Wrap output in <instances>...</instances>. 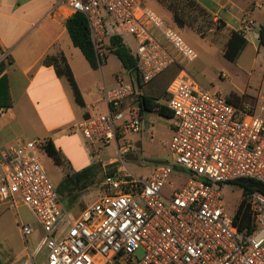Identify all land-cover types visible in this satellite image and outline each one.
<instances>
[{"label":"built area","instance_id":"built-area-1","mask_svg":"<svg viewBox=\"0 0 264 264\" xmlns=\"http://www.w3.org/2000/svg\"><path fill=\"white\" fill-rule=\"evenodd\" d=\"M55 5L67 7L71 16H86L101 63L112 38L135 42L134 50L126 46L135 67L102 88L108 111L87 116L73 129L92 145L116 143L121 156L133 152L128 137L152 132L140 114L144 87L176 68L163 103L173 116L174 136L169 158L149 174H134L124 161L111 164L99 185L101 195L77 215L42 162L47 141L6 148L0 205L16 209L22 202L44 234L32 252L28 239L35 229L19 220L29 251L19 264H264V192L247 197L255 223L247 233L224 209L221 190L243 179L264 186V92L237 106L201 86L189 69L198 54L145 0H55ZM254 26L248 19L239 33L251 38ZM172 176L180 186L171 183ZM168 186L170 196L164 194Z\"/></svg>","mask_w":264,"mask_h":264},{"label":"crops","instance_id":"crops-1","mask_svg":"<svg viewBox=\"0 0 264 264\" xmlns=\"http://www.w3.org/2000/svg\"><path fill=\"white\" fill-rule=\"evenodd\" d=\"M195 1L214 15L215 21H223L233 31L240 32L244 21L252 19L255 26L246 49L251 46L255 51L264 50L259 43L264 0ZM70 17L69 9L56 6L55 0H0V63L6 58L10 62L6 74L14 102L12 108L0 109V159L6 148L34 140H51L59 150V144L72 138V127L91 114L108 111L102 88L114 86L121 73L110 76L103 65L101 74L92 69L72 42L66 27ZM50 56L65 58L85 106L77 102L68 78L58 76L53 66L45 65ZM258 88L237 94L256 101L264 92V80ZM113 163L117 160L107 167Z\"/></svg>","mask_w":264,"mask_h":264},{"label":"rangeland","instance_id":"rangeland-1","mask_svg":"<svg viewBox=\"0 0 264 264\" xmlns=\"http://www.w3.org/2000/svg\"><path fill=\"white\" fill-rule=\"evenodd\" d=\"M145 2L147 7L161 16L169 26L178 30L196 51L198 59L189 69L201 86L221 92L224 96L245 92L253 87L259 89V85L264 80V50L255 51L249 46L237 61H230L223 55V43L226 41L224 33L210 31L209 36L203 38L190 27L178 29L174 25L172 13L164 4L158 0H145ZM123 41L127 47L135 49V42L132 38L124 37ZM111 48L107 47L106 61L108 63H104L103 68L110 76H114L117 72L123 74V65L119 58L111 52ZM100 68L98 70L101 74ZM177 74L176 68L165 72L146 85L143 94L149 97L155 96L154 98L160 99L161 102L165 98L168 85ZM97 78L99 83H102L101 75L98 74ZM143 115L144 122L151 125L152 132L149 133L144 129L141 133L128 137V142L133 145V152L128 155L121 156L116 143L105 146L97 142L92 145L78 129H73V127L70 133L73 134L72 138L65 139L64 144H59L61 147L59 150H64L63 153L61 152L64 159L63 166H58L46 152L41 154L45 169L57 190L67 175H74L92 167V178L87 181L89 185L79 192V200L71 208L76 215L101 195L99 185L105 177V169L109 163L115 160L120 163L124 161L134 174L146 175L151 173L155 166L169 158V149L174 136V119L161 116L156 111L145 112ZM116 166H120L119 163ZM113 168L109 166L106 171L109 172ZM184 177V179H189V172L186 171ZM171 183L180 186L176 176H172ZM221 190L224 209L234 216L243 199V191L233 184H223ZM172 191L173 189L168 186L164 189V194L170 196ZM19 220L24 224L32 225L35 229L28 239L32 252H37L43 239L42 228L25 204L21 202L16 209L0 205V264H19L29 254L26 242L20 233Z\"/></svg>","mask_w":264,"mask_h":264},{"label":"trees","instance_id":"trees-1","mask_svg":"<svg viewBox=\"0 0 264 264\" xmlns=\"http://www.w3.org/2000/svg\"><path fill=\"white\" fill-rule=\"evenodd\" d=\"M164 4L173 15V22L178 29H184L190 27L199 33L203 38L209 36L210 31L224 33L226 41L223 43V55L230 61H237L242 53L245 51L249 42L244 36L237 32L230 30L227 25L221 21H215L214 15L208 12L202 5L195 0H158ZM66 27L72 39L75 47L79 48L84 54L85 58L89 62L90 66L94 70H98L101 63L98 60L96 50L94 48L91 32L88 20L84 14L77 13L72 15L66 21ZM259 43L264 49V25L261 26L259 31ZM110 50L121 61L125 70H131L135 67L136 62L122 39L112 38L110 40ZM10 62L7 58L0 63V109H10L13 107L14 102L10 93L9 80L6 74V70L9 67ZM46 66H53L58 76H65L70 82L76 100L81 106H85L82 98V93L78 87L76 79L69 65L66 64L64 57H47L45 60ZM167 99V93L165 92V98ZM231 103L237 106H242L246 102H255V99L248 95H238L232 93L228 96ZM140 114L145 112L156 111L161 116L173 118L171 112L167 106L160 102V99L153 97L142 96L140 102ZM46 153L58 166L64 165V159L62 153L56 148L53 141H47ZM164 163V162H163ZM92 167H88L74 175H67L62 181L58 192L66 204L71 209L79 200V192L89 185V180L92 178ZM240 187L243 191V199L240 202L238 209L234 215L235 223L239 226L241 231L251 233L255 229V223L252 216L250 206L247 203V197L256 191L264 192V186L262 183L255 180H239L231 183Z\"/></svg>","mask_w":264,"mask_h":264}]
</instances>
